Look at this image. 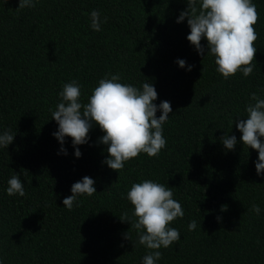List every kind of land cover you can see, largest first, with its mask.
I'll list each match as a JSON object with an SVG mask.
<instances>
[{"label":"trees","instance_id":"16d2710c","mask_svg":"<svg viewBox=\"0 0 264 264\" xmlns=\"http://www.w3.org/2000/svg\"><path fill=\"white\" fill-rule=\"evenodd\" d=\"M252 2L259 13L253 73L225 80L207 40L201 56L187 40V18L176 22L186 0H38L20 10L19 0H0V134L16 133L0 147V264H143L149 250L131 228L127 192L147 179L171 188L184 210L169 224L180 240L160 249L157 264H264V173L257 175L258 152L243 145L236 127L247 119L250 94L264 99V0ZM93 10L100 12L98 32ZM117 73L141 90L147 78L154 103L172 107L166 147L157 157L139 154L119 173L104 163L105 133L94 122L88 142L77 146L79 158L71 137L64 155L52 135L64 84L77 81L86 104L99 80ZM226 134L236 137L234 150L223 145ZM15 173L24 197L7 195ZM85 176L97 192L77 197L69 211L63 200ZM253 204L258 215L249 211ZM125 212L129 223L119 218Z\"/></svg>","mask_w":264,"mask_h":264},{"label":"clouds","instance_id":"9594fccd","mask_svg":"<svg viewBox=\"0 0 264 264\" xmlns=\"http://www.w3.org/2000/svg\"><path fill=\"white\" fill-rule=\"evenodd\" d=\"M7 2V0H5ZM38 0H19L17 10L33 8ZM187 9L177 18L181 23L187 18L190 34L187 40L195 47L198 54L204 56L205 48L202 39L207 40V55L214 56L216 71L225 80L242 72L248 77L253 73L257 48L255 41L258 33L254 25L259 21V13L252 0H186ZM91 27L94 31L101 30L100 12L93 10L90 14ZM107 22L105 17L103 23ZM180 68L186 62L177 60ZM192 65L187 67L192 70ZM203 73V69H202ZM202 78V77H201ZM121 76L106 74L100 79L86 104L80 102L81 86L73 80L63 85L59 93L61 102L52 113V119L58 124V130L52 135L60 142V153L67 155L63 147L65 137L72 138L75 149L74 155L79 158L82 154L79 145L88 142L89 131L93 122L105 133L99 143L107 145L108 158L104 161L107 166L117 171L123 170L125 162L145 153L149 157H157L166 147L163 135V125L172 112L169 101H162L156 105L157 92L153 84L147 80L142 90L132 85L120 82ZM250 102L246 105L247 119L236 122L237 129L242 133L241 141L244 146L258 152V161L255 164L257 175L264 173V99L256 93L250 94ZM157 111L161 112L157 118ZM10 129L0 134V147L7 148L12 144L14 136ZM227 150H234L237 144L236 137L222 138ZM58 153V154H60ZM95 181L85 176L71 187L72 195L63 200V205L69 211L73 209L77 197L96 193ZM7 195H26L20 175L15 173L8 180ZM127 199L134 206L130 222L138 236V244L148 249L143 258V264H157L162 258L160 249L170 247L180 240V232L169 224L176 218H183L182 205L173 199L171 188L150 179L132 184L127 192ZM225 210L222 208V211ZM249 211L260 213L259 205H251ZM121 221H129L125 212ZM220 219L219 217L217 218ZM129 223V222H128ZM197 227L195 220L188 225V230ZM125 238L131 240L128 232Z\"/></svg>","mask_w":264,"mask_h":264}]
</instances>
